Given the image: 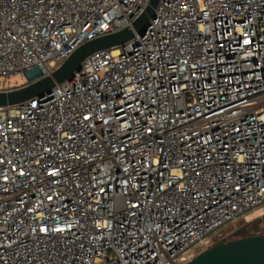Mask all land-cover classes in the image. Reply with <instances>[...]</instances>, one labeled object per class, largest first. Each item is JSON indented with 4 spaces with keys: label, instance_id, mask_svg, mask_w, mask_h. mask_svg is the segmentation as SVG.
<instances>
[{
    "label": "built area",
    "instance_id": "obj_1",
    "mask_svg": "<svg viewBox=\"0 0 264 264\" xmlns=\"http://www.w3.org/2000/svg\"><path fill=\"white\" fill-rule=\"evenodd\" d=\"M148 2L0 0V76L37 81ZM249 210L264 215V0H158L143 34L0 107V264H185Z\"/></svg>",
    "mask_w": 264,
    "mask_h": 264
},
{
    "label": "water",
    "instance_id": "obj_2",
    "mask_svg": "<svg viewBox=\"0 0 264 264\" xmlns=\"http://www.w3.org/2000/svg\"><path fill=\"white\" fill-rule=\"evenodd\" d=\"M157 3L158 0H149L143 13L131 26L81 44L49 75L19 87L0 91V107L20 104L48 94L55 85L69 79L81 66L82 61L92 53L121 45L135 34H143L149 20L154 16ZM240 232L241 230H238L231 239H221L198 252L185 264H264V234L240 237Z\"/></svg>",
    "mask_w": 264,
    "mask_h": 264
},
{
    "label": "rangeland",
    "instance_id": "obj_3",
    "mask_svg": "<svg viewBox=\"0 0 264 264\" xmlns=\"http://www.w3.org/2000/svg\"><path fill=\"white\" fill-rule=\"evenodd\" d=\"M26 77L22 73L8 77L0 76V89H12L26 84ZM241 230L239 236L245 237L250 235L264 234V215H260L249 210L245 215H238L215 231L210 232L207 236V242L204 248L196 249V246L188 248L185 252L187 258L195 256L198 252L216 244L221 239H231L232 235Z\"/></svg>",
    "mask_w": 264,
    "mask_h": 264
},
{
    "label": "flooded vegetation",
    "instance_id": "obj_4",
    "mask_svg": "<svg viewBox=\"0 0 264 264\" xmlns=\"http://www.w3.org/2000/svg\"><path fill=\"white\" fill-rule=\"evenodd\" d=\"M227 239V238H226Z\"/></svg>",
    "mask_w": 264,
    "mask_h": 264
}]
</instances>
